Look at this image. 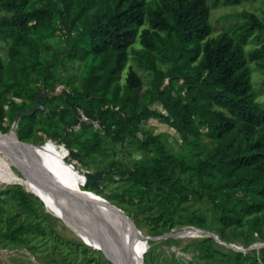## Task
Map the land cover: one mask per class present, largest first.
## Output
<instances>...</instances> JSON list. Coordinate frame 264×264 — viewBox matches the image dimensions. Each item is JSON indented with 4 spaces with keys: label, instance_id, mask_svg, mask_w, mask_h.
I'll use <instances>...</instances> for the list:
<instances>
[{
    "label": "trees",
    "instance_id": "16d2710c",
    "mask_svg": "<svg viewBox=\"0 0 264 264\" xmlns=\"http://www.w3.org/2000/svg\"><path fill=\"white\" fill-rule=\"evenodd\" d=\"M58 1L0 0V14L6 12L0 15V39L8 42L11 63L6 68L0 56V128L7 122L11 127L39 95L45 109L21 120L19 138L55 140L63 130V142L76 152L72 157L83 160L102 150L107 136L121 143L128 137L138 140L140 123L160 118L179 133L184 152H173L161 135L145 132L140 140L153 156L122 170L130 183L115 198L148 212L159 226L154 234L177 224L207 229L203 218L184 206L196 195V188L181 182L187 174L216 205L223 227L250 219L253 229L264 228V104L256 100L249 66L255 61L264 67V42L246 50L252 38L264 39V16L245 9L232 27L211 36L209 0ZM59 34L70 43L62 64L68 68V63L83 61L84 66L79 81L69 77L62 91L52 94L47 91L57 83L53 68L59 56H50L46 39ZM137 35L142 48L134 60L138 69L151 74L148 87L132 64L125 83H119ZM79 109L98 120L104 132L86 121L70 129L79 121ZM100 183L102 189L89 188L109 196ZM11 197L19 208L34 211L36 198L21 186ZM34 230L40 225L11 217L5 235L18 241ZM203 241L213 255L214 239ZM155 242L150 239L143 253L145 264L151 263L148 255L159 244ZM260 250L264 262V246ZM237 257L240 262L246 258L242 251Z\"/></svg>",
    "mask_w": 264,
    "mask_h": 264
},
{
    "label": "rangeland",
    "instance_id": "374dc122",
    "mask_svg": "<svg viewBox=\"0 0 264 264\" xmlns=\"http://www.w3.org/2000/svg\"><path fill=\"white\" fill-rule=\"evenodd\" d=\"M57 2L59 3L58 0ZM209 2L211 4L210 21L213 26L211 36H216L221 31L232 27L233 24L241 19L239 13L245 9L255 12L261 17L264 16V0H241L238 3L222 0L217 4L213 0H209ZM5 13L2 12L0 15H5ZM145 25H147V22ZM145 25L140 26V30ZM46 41L50 47L47 51L50 53V56L55 54L59 56V62L57 61L53 68L54 79L57 83L51 84L54 87H49L47 91L57 94L65 87L64 81L69 77H74L75 81L80 80L84 63L83 61L71 62L68 63V68L62 64L65 60L64 52L70 46L66 35L51 36ZM262 42H264V39L259 41L256 38H252L246 44V50L249 51L259 46ZM140 48H142L140 36L137 35L129 47V61L119 79L121 85L126 81L130 64L137 68L134 56L135 51ZM0 56L4 59L6 68L9 69L11 63L8 56V42L1 39ZM160 64L164 66L162 61H160ZM249 66L251 68L256 100L264 104V67L255 61L249 62ZM138 71L143 79L144 86L148 87L150 85L151 74L142 69H138ZM36 80L37 74L33 73L31 84H37ZM155 107L163 110L161 103H156ZM140 127L141 140L144 139L145 132L158 134L162 136L173 152H184L179 133L165 120L152 117L141 122ZM10 128L7 122L1 126L0 131L6 133L9 132ZM102 132H104V129ZM63 135L62 130L58 139L54 140L55 143L60 145L65 143L63 142ZM87 135L90 134L87 133L84 137H87ZM140 139L128 137L121 143L107 136L102 141V150L94 152L92 156H87L83 160L75 156L72 157L73 154L70 153L67 146L65 149L64 146L55 143H46L47 139L44 141L41 138L35 137L28 141L52 146L63 154L66 150V161L75 165L76 169L79 170L80 176L87 171L95 172L103 170L104 177L102 180L104 189L111 194L109 196L103 195L96 190L84 186L83 190H90L96 195L103 197L109 203L122 208L133 221H138L137 226L143 234L157 237L154 240H156L155 243L159 244L148 255L152 264H264L261 260L262 251L260 250L264 246V228L260 226L253 229L250 219H247L243 224L230 228L223 227L217 220L219 210L216 205L200 189L196 181L193 183L190 181L187 174L180 178L181 182L188 184L190 188H196V195L191 200L185 202L184 206L188 210L196 211L203 218V224L208 230H186L185 227L187 226L184 227L177 224L171 231L154 234L159 229V226L149 217L148 212L142 211L137 204H131L128 201L120 202L119 198H115L114 193H121L122 190H126L130 183L124 177L122 170L135 163L149 161L153 156L152 152H148L147 149L143 148ZM206 141L210 142V139L206 138ZM74 147L76 149L79 147L78 142L74 143ZM0 151L8 153L6 150ZM14 168L18 174H24L17 165H14ZM50 170L56 177L63 179L58 169L50 167ZM16 186H21L26 190L25 186L21 183L0 181V264H113L103 249L97 248L79 237L65 220L56 217L48 210L37 195L26 190L36 198L33 201L34 211L30 212L19 208L15 199L11 197ZM148 200L151 199L145 197V201ZM179 212L185 213L183 209L179 210ZM11 217H15L18 222L24 221L39 224L40 230L27 231L18 241H11L5 235L7 222ZM121 218L125 219L132 226L128 217L121 216ZM177 218H180V216H177ZM161 223L162 220L159 224ZM167 233L170 234L168 235ZM204 237H212L214 239L212 243L213 255L209 254L211 248L208 243L203 241ZM141 244H143V247H140L143 264V253L148 250L150 239L141 236L140 246ZM238 251H242L246 257L242 262L237 257ZM256 257L259 260L258 263L254 262ZM151 263L149 262L148 264Z\"/></svg>",
    "mask_w": 264,
    "mask_h": 264
},
{
    "label": "water",
    "instance_id": "95a60500",
    "mask_svg": "<svg viewBox=\"0 0 264 264\" xmlns=\"http://www.w3.org/2000/svg\"><path fill=\"white\" fill-rule=\"evenodd\" d=\"M45 105L40 96H37L35 104L31 105L27 109L20 111L17 115L14 123L12 124L9 132L14 134L17 139V144L23 147V150H18L12 141L7 140L9 132L0 131V144L8 147L7 151L12 160L21 169L24 175L34 179L44 189L51 193L58 195L59 197L66 199L69 205L68 210L72 214V219L76 224L82 225L86 223L91 227L98 229L103 235L110 241L113 248L119 254L121 264H133L132 253L123 239L118 222L110 221V215L126 216L129 218L132 226L140 233L141 236L147 239H155L157 237L151 235H145L139 229L133 219L120 207L109 203L99 195H96L90 190H81L69 186L61 179L56 177L54 173L43 168L45 162L40 155L37 154V150L44 147V144H37L31 141L21 140L17 134L21 120L27 116L33 114L37 110H44ZM14 144V145H13ZM66 145V143H65ZM70 153L75 154V150L69 148ZM42 159V160H41ZM71 165L74 166L73 163ZM85 180L83 181L84 187L93 186L102 189L100 180L104 177V171L99 170L95 172L87 171L84 173ZM112 216V215H111ZM168 235L170 233H167ZM113 264H118L114 259L107 256ZM143 264L144 260H143Z\"/></svg>",
    "mask_w": 264,
    "mask_h": 264
},
{
    "label": "bare ground",
    "instance_id": "6f19581e",
    "mask_svg": "<svg viewBox=\"0 0 264 264\" xmlns=\"http://www.w3.org/2000/svg\"><path fill=\"white\" fill-rule=\"evenodd\" d=\"M8 139L15 144V147L13 148L23 150V147L17 144L16 136L13 133L10 134L9 132V134L7 135V140ZM64 148L66 149L67 147ZM7 149L8 147L6 145L0 144V150L7 151ZM37 151V154L40 155V157L43 159L41 160L45 162L43 168L46 167L50 170V167H54L58 169L60 176L63 178L59 179H61L71 187L83 190V181L85 180V175L84 173H82V176H80L79 170L76 169L75 165L73 166L71 165V163H68L66 161V150L63 154L58 152L57 149L52 146L44 145L43 148ZM11 159L7 152L0 151V181L23 184L26 190L32 194L37 195L44 202L46 208L50 210L56 217L65 220L66 223L76 232L79 237L84 239L89 244L103 249L109 257L114 259L118 264H121L119 254L113 248L110 241L103 235V233L86 223H83L82 225L76 224L72 219V214L67 208L69 207L67 200L44 189L31 177H28L23 173V175H20L21 173L18 174L14 168V165H16V163ZM111 215L109 216L110 221L115 220V222H118L121 235L132 253L134 259L133 264H142L140 248L142 247V244L140 246V233L125 219L113 214ZM198 229L202 231L205 230L201 228Z\"/></svg>",
    "mask_w": 264,
    "mask_h": 264
},
{
    "label": "built area",
    "instance_id": "2783aa9c",
    "mask_svg": "<svg viewBox=\"0 0 264 264\" xmlns=\"http://www.w3.org/2000/svg\"><path fill=\"white\" fill-rule=\"evenodd\" d=\"M78 119H79L78 123H76V124H75L73 127H71L70 129H72V128L77 129V128H79L81 122L86 121V122H90V123H92V124L94 125L95 128H99V129L103 130V126L99 123V121L96 120V119H92V118H90V117L84 112L83 109H79V111H78ZM46 143H55V141H54L53 138H48L47 141H46ZM55 144H57V143H55ZM57 145H60V144H57ZM60 146H64V147H66L65 143H62ZM185 228H186V230H187V229H188V230H191V229H198L199 227H198V226H187V227H185Z\"/></svg>",
    "mask_w": 264,
    "mask_h": 264
}]
</instances>
